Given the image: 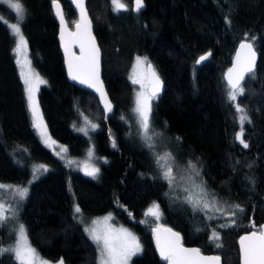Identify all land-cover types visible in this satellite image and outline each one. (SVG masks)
<instances>
[{"label":"trees","instance_id":"1","mask_svg":"<svg viewBox=\"0 0 264 264\" xmlns=\"http://www.w3.org/2000/svg\"><path fill=\"white\" fill-rule=\"evenodd\" d=\"M52 1L20 0L30 60L45 80L38 90L42 114L70 155L81 156L92 144L104 159L92 177L68 167L41 142L27 108L15 37L0 17V182L26 183L34 161L49 166L29 184L13 218L0 219V246L15 239L18 221L42 256L99 264L96 244L73 214L75 199L86 218L112 212L137 233L141 251L131 264H166L154 245V222L144 212L156 201L162 222L179 231L184 243L218 253L223 264H239L238 236L264 221V0H143L137 11L131 0L119 11L111 0H87L114 104L108 116L93 92L67 78ZM60 2L72 26L77 14L68 0ZM0 16L13 21L17 13L0 0ZM244 38L252 41L258 59L240 84L243 94L231 101L223 73ZM205 52L210 56L198 63ZM136 54L153 63L164 83L152 102L150 130L166 140L162 145L176 163L196 167L204 200L215 202L212 208L203 201L194 207L187 187L164 178L139 132L128 77ZM237 104L247 115L243 122ZM81 114L97 127L78 128ZM0 264L21 262L0 251Z\"/></svg>","mask_w":264,"mask_h":264},{"label":"snow or ice","instance_id":"2","mask_svg":"<svg viewBox=\"0 0 264 264\" xmlns=\"http://www.w3.org/2000/svg\"><path fill=\"white\" fill-rule=\"evenodd\" d=\"M5 3L9 5L11 9H13L18 14L17 23L8 25L13 32V34L19 37L16 48L14 52L17 53L18 57H24L23 60L18 59L17 63L21 65V76L24 80L27 92V98L29 101V107L33 116V127L38 130L40 135L44 138V142L47 144L51 138L47 134L46 125L43 123V118L38 110V105L34 98L35 83H44L38 76V74L34 73L30 69V62L26 58V48L27 42L24 39L21 28L19 27V23L22 21L23 16V5L20 0H4ZM77 4V7L81 8L82 19H85V28L84 30L88 32L90 36V25L86 21V14L83 12V0H74ZM143 0H136L137 10L142 6ZM53 4L56 7V14L60 17L61 23H64L63 14L60 9V5L58 0H53ZM112 4L115 6V9L119 11L120 9L125 8V5L121 3V0H112ZM81 26L78 24L77 28L79 29ZM77 36L81 35L80 32L76 34ZM240 48L248 49L249 56L246 61H241V54L237 53V67L229 69L227 78L228 83L231 86V91L229 93V99L231 101H235L237 99L238 94H243V88L240 86V82L244 78V72H251L254 66L255 53L252 51V45L247 43H241ZM81 52L82 55L80 57H75V61L77 63L74 64L72 58L68 61L69 75L73 80H79L80 83L88 84L89 87L96 88L97 91L101 92V95L104 96L102 91V86L99 84L98 80V53L99 50L95 48V45H92V48L89 50L88 54L85 56L84 53V44L81 43ZM201 60L206 59V57H201ZM143 63L140 57H137L136 65L139 66ZM25 67H29V70L26 72ZM148 70L151 73V77L155 81V87L153 92L145 96L143 92L138 93L137 99V108L135 111L138 113L140 117V126L143 129L144 137L147 141H151L152 137L149 135L150 132V112L151 105L149 100L152 96L159 91V77L156 76L155 71L152 69V66L148 65ZM134 74L131 77L133 83H139L143 87V81L136 76V68L133 70ZM235 73V75H234ZM108 110H111L110 104L106 102L105 104ZM237 112L241 113L240 120L243 122L247 119L246 113L244 110L237 104L236 106ZM94 127V126H93ZM83 131V129H81ZM242 133L238 136V139H241V143H243V139L241 138ZM55 143V141H52ZM149 147L153 145L149 143ZM245 147L247 145L245 144ZM62 151L66 149H61ZM91 155V152L89 153ZM174 160L171 156V153H167L164 156L157 157V163L160 166H166V170L163 175L164 178L172 181V166L168 163V161ZM164 162V164H161ZM189 168H195L191 161L188 163ZM98 169L93 168L89 171L88 175H95ZM198 176L199 173L197 172ZM9 186L0 185V188H7ZM200 188V192L204 195L207 193L204 192V189L197 185ZM26 189L20 190L19 195L23 197L26 194ZM191 202V199H190ZM200 200H196L194 203V207L197 204H200ZM204 208H209L210 205L208 202L203 203ZM237 208L239 205L236 206ZM159 206L154 205L153 207L148 209L146 215L155 216L157 219L159 218ZM79 207L76 208V212H79ZM3 209L0 206V219H3ZM110 217H105L104 222L107 223V220ZM99 221H93V224H98ZM255 227V225H253ZM89 231L92 239L97 243L100 250V264H128L130 258L141 251V246L137 237L129 232L127 229L120 230H112L105 229L104 231H98L97 228L86 229ZM157 233V247L160 251L161 258L168 262V264H219L220 257H204L201 255L199 249H187L184 248L180 241V236L178 233L172 232L171 229H154ZM163 231L168 235L161 239L160 232ZM213 239L218 238V235L214 232ZM241 245V255H242V264H264V226H261V230L259 232H252L250 235L242 236L240 238ZM0 251H14L17 259L21 262V264H37L39 261V257L35 251V249L31 248L28 245L27 237L25 234V229L23 225L19 227V240L17 241V245L15 249H3ZM40 264H46V262H40ZM60 264H63L61 261Z\"/></svg>","mask_w":264,"mask_h":264},{"label":"rangeland","instance_id":"3","mask_svg":"<svg viewBox=\"0 0 264 264\" xmlns=\"http://www.w3.org/2000/svg\"><path fill=\"white\" fill-rule=\"evenodd\" d=\"M121 3H123L126 6V1L125 0H121ZM114 8H115V6H114ZM0 17H1L2 20H4L7 23V25H11V24L17 23L18 18H19L18 14H17V18L15 20H13V21L8 20V19H6L5 17H2V16H0ZM19 27L21 28L20 23H19ZM21 33H22L24 39L26 40V37H25L24 33L22 32V29H21ZM14 37H15L14 49H15L19 37L15 36V35H14ZM14 53H15L16 61L18 59H21V60L24 59V57H18L16 52H14ZM25 55H26L27 60L30 62L31 71H33L34 73L38 74L39 78L41 80L45 81L44 78L37 72V70L34 68V66L31 63L29 52H28V46L26 48ZM137 57H140L141 60L143 61V63L141 65H139V66L136 65ZM146 62H147V58H146V56L144 54H136L134 56L132 66H131V68L129 70L128 77H129L130 81L132 82V84L134 85V109L137 108L138 93L143 92L145 94V96L150 95V93L148 92V81H147V75H146ZM18 66H19V73H20V76H21V65L18 64ZM134 67L136 68V76H137V78H140L143 81V87L139 83H133V81L131 79V77L134 74V72H133ZM24 70L27 72L29 70V67H25ZM21 79H22L23 85H24L27 108H28V111H29V114H30L32 125H33V116H32V112H31L30 107H29V101H28L27 92H26V87L27 86L25 85L22 76H21ZM41 84L42 83H35L34 84V87H35L34 98H35V101H36V103L38 105L39 113L41 114V116L43 118V123H44V125H46L47 134L51 138V140L46 144L44 142V138L40 135L38 130L35 128V130H36V132H37V134L39 136V139L58 158H60L62 161H64V163L67 164L68 167H71L74 170H78V171L88 175L87 173L89 171H91L93 168H95V169L99 168L98 167L99 166L98 165V160L99 159H104V158L103 157H99V156L96 155V153H95V151H94V149L92 147V144L89 145V147L87 148V150L85 151V153L83 155H81V156L70 155L69 152H68L66 144L64 142L60 141V140H57L56 138H54L50 134V132L48 130V127H47V124H46V121H45V119L43 117L42 110H41V107H40V104H39V100H38V90H39V87H40ZM154 99H156V95L152 96L151 99L149 100V103H150L151 106H152V102H153ZM136 116H137V119H138V122H139V132H140L141 136L143 137V139L145 141V144L149 145V143H151L153 145L152 147H150V149L155 154L156 162H157V157L164 156L167 153H171L165 146L162 145V144L165 145V141L166 140H164V138H162L160 135H159V137H155L151 130L149 132V135L152 137V140L151 141H147L145 139L144 134H143V129L140 126V117H139L137 112H136ZM149 116H150V114H149ZM79 119L80 120L78 122L77 127L80 128V129H83L84 131H89L90 129H93V128L97 127V124L94 121H92L85 114H81V117ZM52 141H55V143H52ZM61 149H66V150L62 151ZM90 152H91V155H89ZM171 156H172V154H171ZM168 163L171 164V166H172V176H173L172 179L176 180L178 182V184H180L181 186L187 187L188 190H189L188 191V195L189 196H191L193 199L203 201V203H204L205 200H204V197L202 195L203 193H201L200 192V188L197 187V185H200L202 187V184L199 182V180H197V177H196L197 169H196V167L194 169L193 168H189L188 163L180 164V163H176L174 160H170V161H168ZM161 164H164V162H161ZM157 165H158V163H157ZM30 166H31L30 167V173H29V177H28L26 183L20 184V183H12V182H0V185L9 186L7 188H0V206H2L3 216H4V218L2 220H7L9 217L13 218V216L16 214V211H17L18 206H19V202L24 197V196L21 197L19 195V191L23 190V189L27 190L29 184L33 180H35L39 176H41L43 173H45L47 171V169L49 168V166L46 163L37 162V161L32 162L30 164ZM158 167H159V169H160V171L162 173H164V171L166 170V166L158 165ZM97 174H98V171L95 173V175H89V176L96 177ZM70 189L72 191V188H70ZM204 192H205V190H204ZM208 200H209V198H208ZM208 200L206 202L209 203V205H210L209 208H212L213 207L212 205L215 204V202H214V200L212 198H210L209 201ZM154 205H158V203L156 201H151L147 205V207L144 210L145 215L148 212V209L153 207ZM77 207H79V205L76 202V200L73 199V202H72L73 214L82 223L85 231H86V229H91V228H94V227L97 228L98 231H104L105 229H112V230L127 229L129 232L134 234L137 237V239H138L137 233L135 231H133L129 226L114 220L112 212H106V213H103V214H100V215H95L93 217L86 218L84 216V214L82 213V210H81L80 207H79L80 211L76 212V208ZM158 210H159V218L158 219L155 216H152V215H146V218L151 220V222L161 223L162 222V218L160 217V215H161L160 214V211H161L160 207H159ZM105 217H110V219L107 220V223L104 222V218ZM93 221H99V223L98 224H93ZM20 225H22L20 222L15 221V227H16L15 228V239L11 243H8V244H5V245H1L0 246V250H3V249H15V247L17 245V241L19 240V227H20ZM86 233L92 239L89 231H86ZM25 234H26V231H25ZM26 237H27V235H26ZM27 242H28V245L31 248L35 249V251H36V253H37L38 257H39V261H37V264H40L41 261L42 262H46V264H60V262L62 261L60 258L59 259H49V258H46V257L42 256L38 252V250L29 242L28 238H27ZM94 243L96 244V246L98 248V254H99L98 263L100 264V250H99V247H98L97 243L95 241H94ZM9 252H11L13 254V256L15 257L16 260H18L14 251H9ZM128 264H131V258L128 261Z\"/></svg>","mask_w":264,"mask_h":264},{"label":"water","instance_id":"4","mask_svg":"<svg viewBox=\"0 0 264 264\" xmlns=\"http://www.w3.org/2000/svg\"><path fill=\"white\" fill-rule=\"evenodd\" d=\"M68 1L70 2V4L72 5V7L74 8V10H75V12L77 14V19L75 20V22L73 23L72 26H70L68 24V22H67V20H66V18L64 16L63 8H62V4H61L60 0H58V3L60 5V9H61L62 14H63V19H64V23L63 24L61 23L60 17L56 14L57 10H56V7H55V5L53 4V1H52L53 10H54V13H55V16H56V20H57V23H58L57 38H58V41H59V46H60V50H61V53H62L63 65H64V69H65L67 78H68L69 81H71L72 83L76 84L77 86H80V87H82L84 89H87V90L93 92L95 94V96L97 97L99 105H100L101 109L103 110L105 116H108L113 111L114 104H113V101L111 100V98L109 96V93H108V91L106 89V86H105V83H104V80H103V77H102V52H101V48H100L98 39H97V37L95 35V32H94L93 21L91 19V16H90L88 8H87V0H83V12L86 14V21L90 25V29H89L90 36H89L88 32H86L84 30V28H85V19H82L81 8L77 7V4L74 2V0H68ZM131 2H132L133 9L137 11L136 0H131ZM143 7H144V1L142 2V6L139 8V10H141ZM78 24L81 26L79 29L77 28ZM78 32H80L81 35L77 36L76 34ZM81 43L84 44V53H83V55H85V56L88 54V52L92 48L93 44L95 45V48H97L99 50V53H98V80H99V84L102 86V91L104 93V96H102L101 92L97 91L96 88L89 87L88 84L80 83L79 80H73L71 78V76L69 75L68 61H69L70 58H72L73 61H74V64L77 63V61H75V57H80L82 55ZM241 43H247V44H251L252 45V51L255 53L254 66H253L252 70L255 68L256 63H257V59H258V52H257L256 48L254 47L252 41L249 40V39H246V38L241 39L237 43V45H236V47L234 49L233 56H232L230 64L227 66V68L225 69V71L223 73L224 80L226 81V83L228 84V86L230 88H231V86L228 83L227 74H228L229 69L237 67V53L239 52L241 54V61L242 62L246 61V59L249 56L248 49H243L242 50L240 48ZM202 56L206 57V59H207L210 56V53L209 52H205L202 55H200L197 58V62L198 63H202V62H204L206 60V59L201 60L200 58ZM149 64L152 66V69L155 71L156 76L159 77V91L156 92V94H155V95H157V94H160L162 92V90L164 88V83H163L162 78L160 77V75L156 71L153 63L151 61H147L146 62V75H147V81H148V92L151 94L153 92V90H154V87H155V81L151 77V73L148 70V65ZM246 73L247 72H244V76H245ZM234 75H235V73H234ZM241 82H240V84H241ZM106 102L108 104H110L111 110H108V108H106V106H105ZM261 226H264V221L261 222L260 227H259L258 230L251 229V230H248V231H244L238 236L237 245H238V252H239V264H242L240 238L242 236L250 235L252 232H259L261 230ZM157 228H159L161 230H163V229H171L172 232L179 234L181 244L183 245L184 248H187V249H199L201 255L204 256V257L219 256L220 257L219 264H223L222 263V257L218 253L206 252V251L201 250L198 245L184 243L183 240H182V235H181V233L179 231L174 229L169 224H166V223H163V222H161V223H157L156 222V223H153V225L151 227V232H152V235H153L154 245H155L157 254L160 257H161L160 251H159V249L157 247V233L154 231V229H157ZM167 235L168 234L163 232V231L160 232V236H161L162 240ZM166 264H168L167 261H166Z\"/></svg>","mask_w":264,"mask_h":264}]
</instances>
